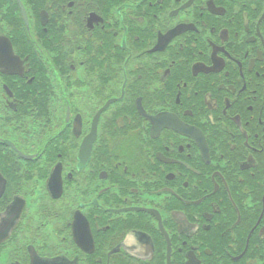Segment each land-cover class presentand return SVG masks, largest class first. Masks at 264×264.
Segmentation results:
<instances>
[{"label": "flooded vegetation", "instance_id": "obj_1", "mask_svg": "<svg viewBox=\"0 0 264 264\" xmlns=\"http://www.w3.org/2000/svg\"><path fill=\"white\" fill-rule=\"evenodd\" d=\"M0 264H264V0H0Z\"/></svg>", "mask_w": 264, "mask_h": 264}]
</instances>
